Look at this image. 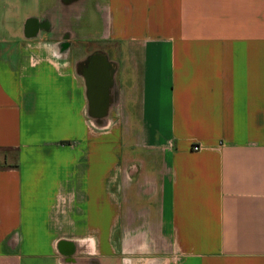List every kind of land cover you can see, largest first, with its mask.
Masks as SVG:
<instances>
[{"label":"crops","instance_id":"0c3cea01","mask_svg":"<svg viewBox=\"0 0 264 264\" xmlns=\"http://www.w3.org/2000/svg\"><path fill=\"white\" fill-rule=\"evenodd\" d=\"M0 264H264V0H0Z\"/></svg>","mask_w":264,"mask_h":264},{"label":"rangeland","instance_id":"374dc122","mask_svg":"<svg viewBox=\"0 0 264 264\" xmlns=\"http://www.w3.org/2000/svg\"><path fill=\"white\" fill-rule=\"evenodd\" d=\"M27 7H28V5H27V6L25 5V10H26V11H30L31 8H27Z\"/></svg>","mask_w":264,"mask_h":264},{"label":"built area","instance_id":"2783aa9c","mask_svg":"<svg viewBox=\"0 0 264 264\" xmlns=\"http://www.w3.org/2000/svg\"><path fill=\"white\" fill-rule=\"evenodd\" d=\"M195 150H198V148H195Z\"/></svg>","mask_w":264,"mask_h":264}]
</instances>
